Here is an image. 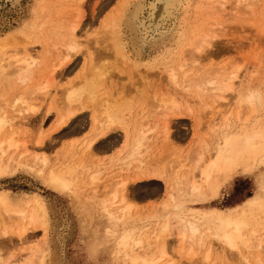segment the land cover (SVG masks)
Returning <instances> with one entry per match:
<instances>
[{
    "label": "rangeland",
    "instance_id": "1",
    "mask_svg": "<svg viewBox=\"0 0 264 264\" xmlns=\"http://www.w3.org/2000/svg\"><path fill=\"white\" fill-rule=\"evenodd\" d=\"M132 1L133 0H131V2ZM217 1H219L218 3H222L223 7H221V9L219 8L220 11L215 12L214 8L217 7L216 5L218 4ZM126 2H128V0H64V1L63 0L61 1L60 0H0V44L3 47L0 48V55L2 56L6 54L4 56L10 57L17 52L16 51L17 49L19 50L21 49L23 53L26 52L25 53L26 55L28 54L29 51H30L29 53L35 55V57L37 55L36 57L37 65L33 69L32 75L30 76V80H29L30 83L19 85V84H15L11 79L7 78L8 79L7 80L5 77L4 79L3 76H0V107H1L0 115H3V113H5L6 118L10 117L14 120L13 121L11 119L10 121H8L10 122L9 124H11L8 127V130H11L13 132L16 131L17 132L16 135L19 138L15 136L16 137L15 139L18 141L17 142L18 144L21 142L19 144V146L20 145L21 146L18 147L17 150L16 149L11 150L6 156V157L9 156L11 157L12 153L16 152L13 154L14 156L13 161H10L9 168L7 169L6 173L3 176H0V193L1 192L7 193L8 198L13 203L16 204L18 203L19 205H23V206L25 205L24 207L26 208H28L33 201H37L38 203L40 202L44 210L45 211L47 210L45 212V218H46V223L48 222L46 230L44 232L42 229L39 230L36 229L35 233H33L34 232L33 230V232L27 234V238L29 235V237H31L29 238L31 241L29 240L30 241L29 242L27 240V243L25 242L24 245L20 243L18 237H16L14 233H12L11 235H7V237L6 236L0 237V240L5 244L4 246V244L0 243L2 244V247L0 245L1 247L0 254H3L1 255L3 256L2 261L6 262L16 256L18 257V254L19 256H23L27 258L30 254L29 252L30 250H34L36 247H39L42 248L43 250L46 249L43 259V264H128V261L124 255V251H122L121 249H120L121 253H119V255H117L116 253L114 255L109 250L96 249L94 247V245L96 244V240L99 241V238L101 236L103 237L105 236L107 239H110L111 235L127 233L128 238H130L128 240L129 245L132 246L131 248L136 253L138 252L137 255L139 256L143 255L144 252H146V248L148 247V245L152 243L151 246L153 249L150 254L148 253V256H151L154 253L155 254L154 258L161 257V260L157 261L155 264H162V263L164 264V261L167 260L172 262L173 259H174L173 264L175 263L174 262L175 260L177 264H210V263L243 264L242 261H239L241 260L239 259L240 256L244 258L246 257L251 264H255L253 260L260 257L261 262H263L264 264V254H258V250L256 247L258 246L257 243H259V241H262L264 238V215H263L264 208L262 210H259L256 204L260 200L261 201L262 199L264 200V160L256 163H249V166L246 165L245 166L246 168L244 167L245 169L239 168L235 175H232L230 178L221 181V184L218 189V194L213 199H209L207 197L205 201L203 200L200 201L196 200L197 202L192 201L191 198H189L186 195V189L184 188V186L186 185L185 181L182 180V183L184 185L182 183H180L179 185L175 184L174 187L177 188V189L175 188L176 190L174 189L175 191H173L175 192V196L176 194L179 193L183 194V195L179 194L176 196V200L180 199L178 200L179 202L176 203L178 204L182 203L184 212L187 211L191 212L193 210L194 211L197 210L202 213L208 214L210 211H215L230 216H236L243 211V214L244 215L246 214L245 217L248 218L250 222L249 223L250 226L246 229V231H244V234H247L246 236L247 238H249V248L247 247L249 250L247 251V249L246 250L244 249L245 250L244 251L243 248L245 247L240 246L238 249L237 258H234L236 257L234 256V254H236L235 252H233L234 254H232L233 255L232 256L230 255L229 251L225 250L223 247L220 248V246L217 245V242L216 243L213 242L214 240L212 241V237L209 236L208 232H206V235L204 237L205 245L200 252V256H197V254H195L196 257L194 259L196 260H193L192 263L187 262V258H185L186 256L183 257V253L185 255L186 252L185 248L184 250L179 249V244H177L176 236L174 235L176 234V230H175V225H173L174 223V220H172L173 217L171 216H173V212H175V210L172 208L173 205L168 207L169 197L167 194H170V192L168 188H165V185L167 181L169 183L171 182L172 185L173 182L171 181L172 180L171 177L169 178V175L171 174V172H169L170 166L168 167V169L166 168L168 166L169 159L172 158L174 159V157L176 159L177 153H178L177 157L180 160L182 159L181 161H183L185 159V156L191 152L193 147L196 148V144L197 143L199 144L200 140L202 139L209 144V148L206 151L207 152L206 157L209 158L210 155L213 154L212 152L214 147L213 145L215 142L216 135L218 133L216 131L212 133L209 129L220 126L221 122L223 123L224 117L228 116L231 113V111H235L234 103L233 101H231L229 105H226V103H228L229 101V95H228L227 101H220V100L216 101L214 99L210 100L209 98L204 97L200 100L198 99L199 100L198 103L200 102L198 104L196 103L197 98H195L197 96L196 93L191 92L190 94L189 92V94L187 93L188 96L182 93V95H185V97L187 96L186 99L185 97L183 98L181 93H179L178 95L176 94L177 96L175 95V97L176 99H178L177 101H179L178 102L180 105L179 107H181V109H179L178 111H182V112L178 114L179 112H177V110L172 111V113L178 117H173V116L172 118L169 117L170 119L168 118L167 121L168 123H167L165 120H163L166 119L167 117L165 118L163 117V119H161L162 114L165 111L164 110L162 114L160 113L162 111L161 110L162 107L160 108V110L158 109L160 111L159 112L160 114L158 116L157 114L154 113H153L154 115H151L153 110L155 112L157 111L155 109L160 107V105L157 106V104H155L156 103L155 101L159 100V99H155L157 98L156 96L157 94L159 95L161 94V96L163 95L167 97L168 95L175 93V92L171 93L170 90L168 91L165 90L166 84H164L165 85L164 86L162 83L164 82V80L162 79L164 78L163 73L161 72L160 69L151 67L148 64L144 63V59L146 58L145 54L141 55V57L137 59L140 62H138L136 59L135 60L132 59V56L130 54H128V58H122L120 54L117 53L115 54L111 50L112 42L109 40L110 39L109 35L106 33L108 31H103L105 35H108V37L107 36L104 37L105 39L102 37L104 36L103 33L101 34V36L98 35L103 30V27L101 25H103L104 23L103 26H107L109 17H111L117 11L122 10L121 9L122 7L120 6L122 4L125 5ZM223 2L226 3L225 4L226 6L224 5ZM206 3L207 4L204 5L206 9L205 11L209 13V15L206 13L203 16L200 22V24L201 23L202 24L201 25L198 24L200 26V29H196L195 34H197L198 31L201 32V31L209 30L210 28L207 29V26L210 27L215 26L216 31L219 30L220 27H222L221 26L222 24L219 26L218 22L219 21H221V23L222 21L227 22V20L224 19L225 17L227 19L231 18L230 19L231 22L228 20V24L224 25L225 23H223V26L226 27V28L224 27V30L226 31L224 32L222 28L223 31L222 34L219 37H217L216 40L214 39L215 40L214 48L210 50L211 52L205 53L206 55H204V57L202 56V60L198 59V62L199 63L201 62L203 67L207 68L208 66L210 70L213 67L218 68L220 66L225 65L229 68H234V66L237 65L239 66V67L236 66L237 69L240 68V70L238 69L240 74L239 79L241 81L243 80L244 82L246 80H249L250 73L252 75V73H255L256 71L259 72V83H258L260 87L259 92L261 93L263 98V101L261 105H259L257 113L255 114V118H259L258 119L259 122L257 123V119L251 118L248 125L249 128L251 129L253 123L255 125L260 124L261 129L263 130L264 127V32L262 30L264 27V17L262 18L263 16L262 14H264V11H262L261 13L258 9L260 7L261 10H264V0H259L258 5L257 6L254 5V7L250 9V11H252V14H249L248 16L246 15V12L248 13L249 10L247 11V9H242L243 7L241 8L238 4L240 10L241 9L246 10L245 16L242 17V19L240 17H237L238 14L242 16V13L241 11L238 10L237 6H234L233 4L234 2L232 0H227V1L215 0V3L214 1L212 3L209 2ZM231 3L232 6L230 5ZM233 8H237L238 12H236L237 10L235 11V9L232 10ZM230 10L234 15L237 13L235 17L236 20L233 19L234 15H229L231 14ZM191 11L192 12L190 14V17L193 16V8H191ZM227 12L230 13L228 14ZM224 14H228V15L224 16ZM253 14H254L253 16L254 20L249 17L250 15L252 16ZM259 14L261 15V17H259L260 16ZM246 17L251 20L250 23L248 22L249 21L248 19L246 22L242 21V20H246ZM206 19L209 20L207 21ZM252 21H253V25L255 24L254 27L251 26ZM236 22L237 23L242 22V23L237 24ZM72 23L79 24L78 25L79 27L76 32V40L78 41L79 47L77 53L74 55L73 58H71L70 63L64 65L63 63H61L62 62L61 57H63L65 52V49L63 48L65 47L64 45L67 42L68 30L70 25H72ZM208 23L211 24L209 25ZM245 23H247V25ZM195 27L196 24L191 21V24L187 31L188 38H192V32L194 31ZM104 30H107V27H104ZM12 35H14L15 37L13 36L14 37L13 38ZM98 36L102 38L99 37V40L96 39ZM25 38H27V40H25ZM107 38L109 42H107L106 40ZM96 40H98V42ZM100 40L104 42L101 43ZM107 44L110 45L106 46ZM99 45H100V49L107 48L108 51L104 49V51L102 50V54H98L101 52V50H99ZM102 45L105 47L102 48L101 47ZM186 45L187 44L179 45L175 49V52L168 60L169 66H176L177 63L178 64L180 63L179 61H181L182 64H184L183 61L185 60L188 54L186 53L185 58L183 57V55L180 56V54L182 49L184 50V48H188V45L187 46ZM56 46L59 48V50H61L63 55L59 54L60 51H57ZM59 46L62 47L64 52ZM258 48L260 51H258ZM94 51L96 52L94 53ZM106 52L108 53V55ZM110 52L114 53L115 58L114 57L112 58L113 55L110 56L112 60H110L111 59L110 57L107 58V56L110 55L109 54ZM91 54L93 57L91 56ZM205 56H207V58ZM89 57L90 58L92 57L94 62H91L92 59L90 60ZM188 57L189 58H186V60L190 59V56ZM107 59L109 61H107ZM121 60L123 63L121 62ZM252 60L254 62H252ZM202 61L204 62L202 63ZM213 62H214V66L212 65ZM60 63L61 65H59ZM89 63L93 65L95 64L94 66L95 69H93V65H92L93 70H91V65ZM96 63L99 66L104 65L106 68L104 66L96 68ZM131 63L132 65H130ZM153 64L156 63L153 62ZM88 65L90 67L89 72L87 71ZM100 68L103 70L105 69V71L103 70L100 71L99 70ZM146 68L150 72V74L146 70ZM94 70L99 72L103 77L100 78V85L96 90V96L95 98H93L94 101L92 99H87L86 97H84L81 100V104L76 105L75 103H72L69 108L71 111H76L75 112L76 115L73 117L74 120L71 121L70 123L68 122L67 126L63 129H60L56 134L48 135L49 134L48 129L51 126V124L54 122V120H56L58 115L65 114V111L62 110L63 108L62 107L60 108V106H62L61 104H59L60 106L58 111L57 98L60 99L64 89H67L68 87L72 86L74 84L73 82L76 83L78 80L79 81L78 83H80L82 75H84L85 73L88 74L91 71L93 72ZM144 71L148 73V76L147 73H145ZM102 72L104 73V75ZM247 72L250 73L247 74ZM141 74L142 76H140ZM155 74H157L158 76L156 75L152 77V75ZM257 75H255V77ZM254 78L253 80H255ZM239 79L236 81V88H239L238 86ZM90 81L92 82V79L87 80L88 83H90ZM143 81L147 82L148 85L145 84ZM153 82L155 83L154 85H152ZM94 83L92 85H89L88 87L92 88ZM38 84H39V87L37 86L38 89L40 88V86L44 87L45 91L43 90V93H41L42 91H37L38 89H35L37 88L36 85ZM146 85L147 88L145 87ZM132 86L135 89H133ZM152 87L154 89H152ZM155 88L156 89L160 88L163 91V93H161L162 92L161 90H159L160 92H157L158 89L156 90ZM236 88L235 91L237 90ZM26 89H31L32 92L34 93L36 92L37 94L35 93L34 96L33 93L31 96L34 97H30V99L34 98L33 101L29 100L30 105L32 104L33 106L32 108H34V110L29 112V115L25 114V112H20L21 116L24 118L23 119L20 118L19 116L20 114L18 113L19 111H17L15 108H13L15 113L11 111H13L12 107L18 106L16 105L17 101H14L16 104L12 103L13 98L15 100L17 97H19L20 94H22V91ZM116 90L118 91L120 90L124 92V93L122 92L123 93L122 94L119 93L120 91L119 92L117 91L120 95L124 96L122 97L127 101V106H129V111L127 112V115H125L126 123L132 128L134 127V129L135 127L138 128V126L144 127L146 128L145 132L149 130L152 131V129H155L152 131L153 132L152 134H150L149 132L148 136L150 137V140L148 141L147 139L146 140L147 142L146 141L144 142V147L141 150V152H145L144 150L147 151L146 154L142 153L144 155L142 156L143 159L142 162L144 164L142 163L141 166H139L140 171L147 173L156 172V173H160L161 176L163 174L162 178L158 180L139 179L135 182V184H133L134 189H132V194L130 193V191H128L129 194L131 195H128L127 196L128 199H126L127 202H131L130 203L131 206L132 204L135 206V207L132 206L130 211L131 219L128 218L122 222H118V225L104 223L101 219L97 217L95 212L87 211L86 209L87 202L85 199V197L89 194L88 193L89 190H90L89 192H91L95 187L97 188L100 187L99 189L96 190L94 189V190L95 192L99 190L97 193L99 192L101 193V189L103 191V189L105 188L104 185L105 183L107 185L108 183L113 182L115 179L116 180L123 179L129 176L130 174L135 173L134 170L137 168L136 166H138V165H133L127 168L125 161H123L124 164L122 162L119 163L118 161H116V160L121 161V159H124V157H126L124 156L126 150H123V152L120 151L121 154L119 152V150H122L121 146L123 147L124 140L122 139L121 135L118 134L119 132H116L118 131L117 129L115 131L113 130L112 132H110L111 137L112 139H114V141L109 144L103 143L101 145L109 148L112 147L117 150H94L96 148L95 146L94 149L93 147L92 149L90 148L91 146L90 142L93 141L94 134H96L95 130H93V123H91L92 119L90 116L93 113V111L96 112V108H98L97 106L99 107L101 106V101L102 104L104 105V101L106 103L110 97H115L116 96L115 93H117ZM127 91L129 92L128 95L130 94L129 96H127L126 93ZM138 91H140V93ZM148 91L149 92L151 91L152 94L151 96L152 99H150V101L149 98L146 99L147 97L150 96V93ZM154 92L156 93L155 95ZM17 93L18 95L16 97L15 95ZM234 95L235 94H233V96ZM101 98L103 100H100ZM183 99L184 102L182 101ZM6 101L9 102L6 103ZM97 101L100 103V105L96 103ZM148 101L150 103L152 101L153 106H151L152 104H150ZM49 104H51L52 106L50 108L51 110L48 109L49 111L47 112L46 111L47 108L50 107ZM73 104H75L76 107H74ZM149 104L152 110H150ZM154 104L157 106V108H154ZM80 106L81 108L77 110ZM147 106L149 109L147 108ZM98 110L96 113L99 114L100 110L99 111ZM146 110L149 111L151 114L148 115L147 113L149 112H147ZM242 110L240 113L241 116L240 118L244 119V117L247 115L248 110L247 111L245 109ZM16 111L18 116L15 115ZM20 111H24V110H20ZM140 112L143 113L145 112L146 117L143 113ZM22 114H24V116ZM181 114L182 116H179ZM12 115H15L14 118L12 117ZM143 117L144 119L145 118L147 119L144 120ZM157 117L158 118L160 117L159 119L161 120V122ZM19 118L23 120H20ZM229 120L233 130L237 129L238 125H240L239 123L237 124L235 122L234 117L232 116L229 118ZM164 122H166L165 127L166 124L167 127L168 126L169 128L171 127L170 128L171 131L169 132V134L171 133V135H169L170 138L163 137L164 130L163 131L161 130L163 127L162 124H164ZM133 124L136 125L134 126ZM41 135H43L42 136L43 138H41ZM204 135L207 136L209 135V137L206 136L204 137ZM165 138L167 139L165 140ZM39 139L41 142H39ZM70 142H74V143H70ZM70 145L73 148H70ZM89 148L91 150H89ZM108 153H110V155ZM19 154H23V155L21 156V158L19 157L18 159ZM170 154H173L171 155L172 156L171 158H170ZM34 155L37 156L38 160L35 159ZM42 156H44L43 159L44 158L45 160L47 159V162H45L46 164L44 165L43 163L44 166L39 161V159L40 160L42 159ZM115 156L118 157L112 158ZM110 159H112L111 162H109ZM180 160L178 161L174 160L173 162L174 164H176V162L179 163ZM171 162L172 161H170V164ZM26 164L28 166H26ZM30 165H32L33 168ZM133 168L135 169L133 170ZM167 170L170 173V174L168 173L169 175L166 173ZM69 173H71V176L69 175ZM50 174L62 175L64 179L69 182L68 188L65 190H61L59 188H55L51 186L48 183ZM97 175L99 177H96ZM81 182L83 184H80ZM71 183L73 185H71ZM262 185L263 187L261 188ZM81 192H83L85 196ZM251 201L255 206L252 207V209L250 208L251 206L250 204L252 203ZM262 206L264 207V201L262 202ZM133 207H134V211H133ZM249 214L251 217L249 216ZM165 217L166 219H164ZM252 219L254 220L253 222ZM170 220L172 222H170ZM165 221H169L171 227L169 230V234L166 236L164 251L163 253H158V251L156 250L155 235H158V231L160 228L159 226H161L162 223H164ZM17 223L18 226H20L19 220H17ZM203 223L204 222H202L201 225H203ZM13 224L17 225L12 220L8 223V226L11 225L9 227H12V230H15V226ZM22 224H24V222ZM202 227H203L202 229L206 231L207 226L203 225ZM31 234L33 235V237L31 236ZM3 238L4 239L6 238V240H9V238L11 239L9 241H6L8 242L6 243ZM138 240L141 241L140 246H133L134 243ZM18 244H21L22 246ZM190 247L191 249L195 248V250H193L194 251L193 253H197V247L194 246L193 247L190 246ZM15 249L16 250L18 249V251L16 252ZM223 249L225 250L224 252H222ZM250 250H252V252L254 253H251ZM207 251H210L211 256H209L210 258L206 263L203 262L202 257L204 253L206 254ZM246 251L249 253V255H246ZM226 253L228 254V256ZM162 254L165 255L162 256ZM215 260H217L218 262Z\"/></svg>",
    "mask_w": 264,
    "mask_h": 264
},
{
    "label": "bare ground",
    "instance_id": "2",
    "mask_svg": "<svg viewBox=\"0 0 264 264\" xmlns=\"http://www.w3.org/2000/svg\"><path fill=\"white\" fill-rule=\"evenodd\" d=\"M213 1L215 3V0H133L132 2H131V0L130 1L128 0V2L125 3V5L122 4L120 6V7H122L121 8L122 10H119L117 12L115 11L116 12L115 14H113L112 16L110 15L111 17H109V19H108L107 26H103L104 23H103V25H101L103 27V30L100 32V34H98L101 36L102 33L104 34L103 31H108L106 33L109 35V38H110L109 40L112 42L111 50L115 54L116 53L120 54L122 58H128V54H130L132 56V59L137 60L138 58L141 57V55L145 54L146 58L144 59V63L148 64L151 67L160 69L161 72L163 73L164 78H162V79L164 80V82H162V83H163V85L166 84V86L164 85L166 87L165 90H167V91L170 90L171 93L175 92L173 94H170L171 96L168 95L167 97L163 96V95H162L163 96L162 97L161 94L160 95L157 94L156 95L157 98H155V99H159L157 101L160 104L157 101H155L156 102L155 104H157V106L160 105V107L157 108V106L154 104V108H157V109H155L157 111L154 112V110H153L152 114H151L149 111L146 110L147 112H149V113H147L148 115L149 114H151V115L157 114V116H158L160 113L162 114L163 111L165 110L164 113L162 114V117L161 116L160 117H161V119H163V117L164 118L167 117L166 119H163L166 122L168 121L169 117L170 118H172V116L178 117L175 114H173L172 111L177 110V112H179L178 114H180L182 112V111H178L179 109H181V107H179L180 106L178 103L179 101H177L178 99H176V97H175V95L176 94L178 95L179 93H181V95H182V93L187 95V93L189 94V92H190V94H191V92L196 93V95H197L195 97V98H197L196 103H198V101L204 97H207L210 100L214 99L216 101L217 100L227 101V97L229 95V101H228V103H226V105H229L231 103V101H233V103H234V110L235 111H231V113L228 116H225L223 119V123L221 122L220 126L213 127L212 129H209L212 133H214V131L218 132L217 135L215 134L216 138H215V142L213 145L214 146L213 151H212L213 154L210 155V153H209V155H210L209 158L206 157V154H207L206 151L209 148V144L205 140L202 139V140H200V142L198 141L199 144L198 143L196 144V148L193 147L191 152L185 156V159L183 161H181L182 159L180 160L177 157V154H178L177 153L176 159H175V157H174V159L173 158L169 159L168 166L166 168V169H168V167L170 166L169 172H171V174L168 172V170L166 173L170 174V175L168 174L169 178L171 177V179H172L171 181L173 182V185H172L171 182L169 183L167 181L165 188H168V190L170 192V194H167L169 197L168 207L173 205L172 208L175 210V212H173V216H171V217H173V219H172V220H174L173 225H175V230H176V234H174V235L176 236L177 244H179V249L184 250V248H185L186 252H185V255L183 253V257L186 256L185 258H187V262H189V263L190 262L192 263L193 260H196V259H194L196 257L195 254H197V256H200V252L205 245L204 237L206 235V232H208L209 236L212 237V241L214 240L213 242H215V243L217 242V245L220 246V248L223 247L225 250L229 251L230 255L234 254L233 252H235L236 254H234V256H236V257H234V258L238 257L237 254H238V249L240 246H244L245 248H243V250L247 249V251H248L249 250L248 249L249 248V238H247V236H246L247 234H244V231H246V229L250 226L249 225L250 222H249V219L245 217L246 214L245 215L243 214V211L236 216H230V215H226V214H223L220 212H215V211H210L208 214L202 213V212L197 211V210L196 211L193 210L191 212H188V211L184 212L183 211L184 208L182 207V203H179V204L176 203V202H179L178 200H180V199L176 200V196L179 194H181V195H183V194L177 192L179 194H176V196H175V192H173L177 189L176 187H174L175 184L179 185L180 183H182V180H184L186 183V185L184 186V188L186 189V195L189 198H191L192 201H196V200L205 201L207 197L209 199H213L218 194V189H219V186L221 184V181L230 178L232 175H235L239 168L245 169L246 168L245 166L246 165L249 166V163H256V162H260V161L264 160V127L262 130L260 124L255 125L252 122L253 125L250 129L249 125H248L250 122V119L255 118V114L257 113L258 107H259V105H261V103L263 101L262 95L259 92L260 87L258 85V83H259V72L256 71L255 73H252V75L250 72H247V74L250 73V75H249L250 77H249V80H246L244 82L243 80L241 81L239 79L240 78V74H239L240 68H238L239 69L238 70L237 67H239V66H237V65H235L234 68H229V67L224 65V66H220L218 68L213 67L210 70L208 68V66H207V68L203 67L201 62L200 63L198 62V59L202 60V56L204 57V55H206L205 53L211 52L210 50H212V48H214V45H215L214 43H215V40L217 39V37H219L223 31L224 32L226 31V30H224L225 26H223V23H225L224 25H226V24H228V20L230 21V19H231V18L227 19L225 17L224 19H226L227 22L222 21V23H221V21H219L220 23L218 22V25L220 26L222 24L221 25L222 27H220V29L217 31H216L215 26H213V27L207 26V29L210 28L209 30L201 31V32L198 31V33L195 34L196 29H200V26L198 24H200L201 19L207 13L205 11L206 9H205L204 5L207 4L206 2L212 3ZM221 1H225V0H221ZM232 1L234 2L233 3L234 6L238 7V4H239V6L241 8L243 7L242 9H247V11L249 10L248 13L246 12L247 16L249 14H252V11H250V9L253 8L254 5L257 6L258 2H259V0H232ZM218 2L219 1H217V3ZM63 3H65V2H63ZM225 4L226 3H224V5ZM216 5H217V7L214 6L215 7L214 9H215V12H218V11H220L221 7H223V4L218 3ZM230 5L232 6V3ZM256 6H255V8H256ZM240 7H238V10L241 11L242 16L239 14L237 15V13L235 15L232 14L231 10H230L231 14H229L230 12H227V13L229 15H234L233 19H235L236 15H237V17H240L242 19V17L245 16L246 10H242V9L240 10ZM191 8H193V16L190 17V14L192 12ZM211 8H212V6H211ZM234 9H235V11L237 10V8H233L232 10H234ZM238 10L236 12H238ZM258 10L261 13H262V11H264V10H261L260 7ZM242 11L244 12V14ZM207 14L209 15V13H207ZM228 14H224V16L228 15ZM262 15H263L262 16V18H263L264 14H262ZM253 16H254V14L252 16L250 15L249 17L251 19H253ZM259 17H261V15ZM247 19L248 18L246 17V20H242V21L246 22ZM240 20H238V21H240ZM248 20H249L248 22L250 23L251 20L250 19H248ZM106 21H107V19H106ZM191 21L196 24V27L194 28V31L192 32V38H188L187 37V31H188V28L191 24ZM78 23H72V25H70V27H69L68 38L65 37V38H67V42L66 43L64 42L65 47L63 48V49H65V52L62 49L63 46L62 45H61L62 47L59 46L62 49V51L64 52V55L61 52V50H59V48L56 46L57 51H60L59 54L63 55V57H64V58L61 57L62 58L61 63H63L64 65L70 63L71 58H73L74 55L78 51V47H79L78 45L79 44H78V41L76 40V32H77V29L79 27ZM238 23H242V22H238ZM247 23H245V24L247 25ZM66 26H67V24H66ZM248 26H249V24H248ZM251 26H253V27L255 26V24L253 25V21H252ZM104 27H107V30H104ZM258 27H259V25H258ZM222 28H223V31H222ZM262 31L264 32V27H263ZM44 33H45V31H44ZM108 35L104 34V36H102V37L103 38L105 36L108 37ZM13 36L14 35H12V37ZM100 36H98L96 39L99 40ZM102 37H100V38H102ZM9 39H10V37H9ZM25 40H27V38H25ZM98 40H96V41L98 42ZM106 40H107V42H109L108 38ZM100 42L102 43L104 41L100 40ZM58 43H59V41H58ZM182 44H187L188 48H184V50L182 49L180 56L183 55V57L185 58V55L187 53L188 55L186 58H189L188 56H190V59L186 60V58H185V60L183 61L184 64H182V62L179 61L180 63L179 64L177 63L176 66H169L168 60L170 59V57L175 52V49L179 45H182ZM104 45H105V43H104ZM108 45H110V44H107L106 46H108ZM7 46H5V47H7ZM101 47L103 48L105 46L102 45ZM0 48H3L1 44H0ZM104 49L107 50V48L100 49V45H99V50H101V52L98 54H102V50L104 51ZM1 50H3V49H1ZM20 50L17 49L16 50L17 52L15 51L16 53H14L10 57L4 56L6 54H4L2 56L0 55V76H3V78L5 77L6 79L7 78L11 79L15 84H19V85L21 84L22 85V84L30 83L29 82L30 76L32 75L33 69L37 65V58H36L37 55L35 57V55H32L29 53L30 51L29 52L27 51L28 54L26 55L25 54L26 52L23 53L22 50L21 51ZM146 50H148V51H146ZM96 51H97V49H96ZM96 51H94V53ZM258 51H260L259 48H258ZM106 53H103V54H106ZM112 53L110 52L109 53L110 55L107 56V58H109L111 55H113L112 56V58H113L114 53L113 54ZM60 55H59V58H60ZM107 55H108V53H107ZM91 56H92V54H91ZM92 57L91 58L89 57L90 60L92 59ZM104 57H106V56H104ZM205 57L207 58V56H205ZM112 58L110 60H112ZM92 60H91V62H94V60L93 61ZM107 61H109V60L107 59ZM121 62H122V60H121ZM138 62H140V61H138ZM153 62H155L156 64H153ZM186 62H187V64H186ZM203 62L204 61H202V63ZM228 62H230V61H228ZM252 62H254V61L252 60ZM61 63L59 65H61ZM90 65H91V70L95 69L94 68L95 64L94 65L90 64ZM92 65H93V69H92ZM97 65L98 64L96 63V68L104 66V65H100V66L99 65L97 66ZM130 65H132V63ZM212 65L214 66V62ZM226 65H228V64H226ZM230 65H231V63H230ZM57 67H58V65H57ZM59 67H61V66H59ZM87 67H88L87 71L89 72L90 71L89 65ZM188 67H190V68H188ZM99 70L101 71L103 69L100 68ZM146 70H147V68H146ZM95 71L96 70H94L93 72L91 71L90 73H88L89 75L87 73H85L84 75L81 76V80H80L81 82L80 83H78L79 81L77 80L76 83L73 82L74 84L72 86L68 87L67 89H64L63 92L61 91L62 92V95L60 94L61 98L60 97H59L60 99L57 98V101H58L57 107H58V111H59V106H60L59 104H61L62 106H60V108L61 107L63 108L62 110L65 111V114H59V115L57 114L58 117L56 118V120H54V122L51 124V126L48 129V132H49V134L47 133L48 135L56 134L60 129L65 128L67 126L68 122L70 123L71 121L74 120L73 117L76 115V113H75L76 111H71L69 108L72 103L79 105V104H81V100L84 97H86L87 99H92V100H93V98H95L96 90L100 85V78H103L99 72H97V71L95 72ZM103 71H105V69ZM145 73H147V72H145ZM162 73H161V75H162ZM86 74H87V76H86ZM105 74H106V72H105ZM149 74H150V72H149ZM103 75H104V73H103ZM156 75L157 74L152 75V77H154ZM255 75H257L256 76L257 78L255 77ZM140 76H142V74ZM147 76H148V73H147ZM145 77H144V79H145ZM253 78L255 80H253ZM88 79H90V80L92 79V82L90 81V83H88L87 82ZM147 79H148V77H147ZM238 79H239V82H238L239 88H236V81ZM145 81H146V79H145ZM93 83H94V85L92 86V88H89L88 86L92 85ZM144 83L148 85L147 82H144ZM15 84H13V85H15ZM75 84H77V85H75ZM154 84L155 83L153 82L152 85H154ZM147 85L145 86L146 88H147ZM37 86L39 87V84L36 85V87ZM38 87L35 89H38ZM157 87H159V86H157ZM40 88L37 91H42L41 93H43L44 87L40 86ZM235 88L237 89L236 91H235ZM35 89H32V90H35ZM133 89H135V88L133 87ZM152 89H154V88L152 87ZM157 89H158L157 92H160L159 90H161V89L160 88H157ZM117 91L118 90H116V92ZM132 91H134V90H132ZM151 91H153V90H151ZM151 91L150 92L148 91L150 93V96L148 95L149 97L146 98V99L149 98V101H150V99H152ZM122 92L123 91H120L119 93H122ZM134 92H136V91H134ZM138 92L140 93V91H138ZM33 93L34 92H32L31 89H26V90L22 91V94H20L19 97H17L18 93L15 95L17 97L16 98L17 100L16 99L14 100V98H13V102H12L13 104L15 103L14 101H17V104L15 103L16 105H18V106L25 105L23 107L22 106L12 107V109L15 108L17 111H19L18 113L20 114L19 115L20 118H23L21 116L20 112H25V114L29 115V112L34 110V108H32L33 107L32 104L30 105V101L31 100L33 101V99H34V98L30 99V97H34L36 92L34 93V96H31ZM117 93H115L116 96L120 95L119 93L118 94ZM126 93H127V96L130 95V94L128 95V93H129L128 91ZM161 93H163V91ZM155 94L156 93L154 92V95ZM233 94H235V95L233 96ZM185 95H182L183 98L185 97ZM116 96L110 97L106 103L104 101V105L102 104V101H101L102 109H101V106L100 107L97 106L100 110V113L99 114L96 113L98 110V108H96V112L93 111V113L91 114V116H90L92 119L91 123H93V130H95L96 134H94V139L92 142H90L91 144L89 143L91 145L90 148L92 149V147H93V149H94L95 147L96 148L100 147L103 143L109 144V143L113 142L114 139H112L110 132H112L113 130L115 131L117 129L118 131H116V132H119L118 134H120L122 139L124 140L123 147L121 146L122 150H119V152L120 151L123 152V150H126L127 155L125 153L124 156H126V157L122 156V157H124V159H121V161L120 160H116V161H118L119 163L120 162L123 163V161H125L127 168L131 167L133 165H138V166H136L137 167L136 169L133 168V170L135 169L134 170L135 173H132L127 177L124 176L125 178H123V179H119L120 178L119 177L118 178L119 180L115 179L113 182H110L107 185L105 183L104 184L105 188L103 189V191L101 189V193L100 192L97 193L99 190H97V192H95V190L99 189L100 187H98V188L95 187L94 188L95 190L93 189L91 191L92 193L89 192L90 191L89 190L88 191L89 194L86 193L88 195L85 197V199L87 202V204H86L87 211L95 212L97 217L99 219H101L104 223L117 224L118 225V222H122L128 218L131 219L130 211H131L132 206H134V205L132 204V206H131V204H130L131 202H127L126 199H128L127 198L128 195L132 194V189H134L133 184H135V182L139 179H146V180H150V179L156 180L157 179L158 180V179L162 178L163 174L161 176L160 173H156V172H148L147 173V172L140 171L139 166H141V164L143 163L142 162V160H143L142 156H144L143 154H146V151H147V150H144L145 152H141V150L144 147V142L147 139H148V141L150 140V137L148 136L149 132H150V134H152L153 133L152 131L155 129H152V131H150L148 129L149 131L145 132L146 128H144V127L138 126V128L135 127V129H134V127L132 128L131 126H129L125 121V115H127V112L129 111V106H127V101L123 98L124 97L123 95H120L117 97ZM138 96H139V94H138ZM189 96H191V95H189ZM56 97H58V96H56ZM105 97H106V95H105ZM186 97H185V99H186ZM136 99H138V98H136ZM92 100H91V102H92ZM100 100H103V99L101 98ZM153 100H154V98H153ZM182 101L184 102V99ZM8 102L6 101V103H8ZM19 103H20V105H19ZM96 103L100 105V103L98 101ZM75 104H73L74 107H76ZM150 104H152V101ZM150 104H149V106H150ZM215 104H213V105H215ZM49 105H50V107L47 108V110H46L47 112L49 111L48 109H50L52 106L51 104H49ZM207 105H206V107H207ZM151 106H153V104ZM151 106H150V110H152ZM141 107H142V105H141ZM197 107H198V105H197ZM80 108H81V106L77 110H79ZM147 108H148V106H147ZM160 108L162 110L161 112L159 111ZM204 109H205V107H204ZM242 109H245L246 111L248 110L247 115L245 114L246 116L245 117L243 116L244 119L240 118L241 117L240 113H241ZM20 110H24V111H20ZM17 111L15 114L16 116H18ZM11 112L15 113L14 109ZM156 112H158V113H156ZM187 112H188V110H187ZM140 113H143V112H140ZM143 114L146 117V113L144 112ZM182 114L179 116H182ZM15 115H12V117L14 118ZM22 115L24 116V114H22ZM231 116L234 117V120L237 124L238 123L240 124V125H238V128L235 130L232 129V126H231V123L229 120V118ZM149 117H151V116H149ZM7 118L5 117V113H3V115H0V176H3L6 173L7 169L9 168L10 161H13V157H14L13 154L16 152H13L11 157L10 156L6 157L7 154L11 150H15V149L17 150L18 147L21 146V145L19 146V144L21 142L18 144L17 143L18 141L15 139L17 137V135H16L17 132L16 131L13 132L11 130H8V127L11 125V124H9L10 122H8V121H10L12 118L9 117L8 120H7ZM17 119H18V117H17ZM23 119H20V120H23ZM143 119H144V117H143ZM145 119H147V118H145ZM255 119H257V123H258L259 118H255ZM20 120H17V121H20ZM169 121H171V120H169ZM160 122H161V120H160ZM166 122H164V124H162L163 127H162L161 131L164 130L163 131V134H164L163 137H169V135H171V133L169 134V132L171 131L170 130L171 127L170 128H169V126L167 127V124L165 127ZM133 125L135 126L136 124H133ZM145 127H147V126H145ZM160 129H161V127H160ZM159 132H160V130H159ZM18 135H19V133H18ZM43 135H41V138H43L42 137ZM205 136L209 137V135L208 136L204 135V137ZM17 138H19V137H17ZM200 138H201V136H200ZM166 139L167 138H165V140ZM42 140H44V139H42ZM39 142H41L40 139H39ZM70 143H74V142H70ZM39 144H41V143H39ZM22 146H24V145H22ZM103 147H105V146H103ZM70 148H73V147H71V145H70ZM90 148H89V150H91ZM24 154H26V153H24ZM120 154H121V152H120ZM120 154H118V155H120ZM22 155L23 154H19L18 159H19V157L21 158ZM171 155H173V154H170V158L172 157ZM43 157L44 156H42V159H43ZM117 157L118 156H115L112 158H117ZM16 158H17V156H16ZM28 159H30V158H28ZM35 159L38 160L37 156H35ZM42 159L41 160L39 159V161L42 165H43V163L45 165L46 164L45 162H47V159L46 160H45V158L43 160ZM177 159L183 163H180V162L177 163L176 162V164H174L173 161L174 160L178 161ZM36 160H34V161H36ZM111 160L112 159H110L109 162H111ZM170 161H172L173 163L171 162V164H170ZM175 165H178V166H175ZM26 166H28V165L26 164ZM30 166H32V165H30ZM32 168H33V166H32ZM42 172H43V170H42ZM54 174H55V172H54ZM69 175L71 176V173H69ZM48 176H47V178H48ZM73 177H75V176H73ZM96 177H99V176L97 175ZM68 179H69V177H68ZM78 182H79V180H78ZM48 183L51 186H53L55 188H59L61 190H65L69 186V182L66 181L62 175H58V174H56V175L50 174ZM80 184H83V183L81 182ZM71 185H73V184L71 183ZM262 187H263V185L261 186V188ZM72 188H74V187H72ZM128 191H130L131 194H129ZM81 193H83V192H81ZM83 195L85 196L84 193H83ZM81 198H82V196H81ZM255 201H257V200H255ZM263 201L264 200L262 199V201L260 200L258 203H256L259 210H262L264 208L262 206ZM30 203H31V201H30ZM250 205H251L250 206L251 209H252V207H255L253 202ZM24 206L19 205L18 203L17 204L13 203L8 198L7 193H4V192L0 193V237H5V236L7 237V235H11L12 233H14L16 235V237H18L20 243L22 245H24L25 242L27 243V240L29 241L30 240L29 238H31V237H29V235L27 238V234H29L30 232H33V230H34L33 233H35L36 229H38V230L42 229L43 232L46 230L48 222L46 223L45 212L47 210L46 211L44 210V208L40 204V202L38 203L37 201H33L28 208H26ZM134 207H133V211H134ZM164 213H166V212H164ZM134 214H135V212H134ZM133 215H131V216H133ZM249 216H250V214H249ZM47 217H48V215H47ZM164 219H166V217ZM12 220L14 221V223L17 224V225L13 224L15 226V230H12V227H9L11 225L8 226V223ZM17 220H19L20 226H18ZM205 221H207V222H205ZM253 221L254 220L252 219V222ZM23 222H24V224H22ZM170 222H172V221L170 220ZM202 222H204L203 223L204 226H207L206 231L202 229L203 228L202 227L203 225H201ZM159 227H158L159 228L158 235H155V239H156L155 244H156V250L158 251V253H163L164 246L166 243V236L169 234L171 224L169 223V221H165ZM252 234H253V232H252ZM252 234H251V236H252ZM31 236L33 237L32 234H31ZM10 239L11 238H9V240ZM13 239H14V237H13ZM129 239L130 238H128L127 233L126 234L122 233V234L111 235L110 239H107L105 236L104 237L101 236L99 238V241L96 240V244L94 245V247L96 249L109 250L114 255H115V253L117 255H119V253H121V250H122V251H124V255L128 261V264H155L157 261L161 260V257L160 258H157V257L154 258V256H155L154 253H153V255L148 256V253L150 254L152 252V249H153L151 246L152 243H150L148 245V247L146 248V252H144L143 255L139 256V255H137L138 252L136 253L131 248L132 246L129 245V242H128ZM4 240H5V242L9 241V240H6V238ZM43 240H45V239H43ZM43 240H42V242H43ZM12 241H14V240H12ZM173 241H174V239H173ZM0 243L4 244V242H2V241ZM6 243H8V242H6ZM2 244H0L1 247H2ZM13 244H15V243H13ZM21 244H18V245H21ZM43 244H44V242H43ZM140 244H141V241L138 240L134 243L133 246H140ZM257 245L258 246H256V247L258 250V254H264V238L262 241H259V243H257ZM4 246H5V244H4ZM190 246L197 247V253H193L194 252L193 250H195V248L191 249ZM208 246H209V244H208ZM7 247H9V246H7ZM224 249H223V251L222 250L221 251L224 252L225 251ZM45 250H43L42 248L36 247L34 250L29 251L30 254L27 258H25L23 256H19V254H18V257L16 256L17 258L14 257V258L6 261V262L2 261L3 256H1V255H3V254H0V264H43ZM115 250H116V252H115ZM207 250H209V249H207ZM17 251H18V249L16 250V252ZM247 251H246V255H249V253ZM250 251H251V253H254V252H252V250H250ZM253 251H254V249H253ZM229 252H227V253H229ZM3 253H5V252H3ZM12 255H13V253H12ZM49 255H50V253H49ZM114 255H113V257H114ZM163 255H165V254H162V256ZM209 256H211L210 251H207L206 254L204 253V255L202 257L203 262L207 263V261L210 258ZM227 256H228V254H227ZM152 258H153V260H152ZM230 259H232V258H230ZM239 259H241V260H239ZM239 259H236V260L242 261L243 264H251L250 261H248V259L246 257L244 258V257L240 256ZM173 260H172V262L168 261V260H167L168 262L164 261V264H173ZM215 261H217V260H215ZM174 262H175L174 264H177L176 260ZM253 262L255 264H263V262H261L260 257L253 260ZM237 263H239V262H237ZM210 264H212V263H210Z\"/></svg>",
    "mask_w": 264,
    "mask_h": 264
},
{
    "label": "crops",
    "instance_id": "3",
    "mask_svg": "<svg viewBox=\"0 0 264 264\" xmlns=\"http://www.w3.org/2000/svg\"><path fill=\"white\" fill-rule=\"evenodd\" d=\"M94 150H117V149L100 146V147L95 148ZM108 154L110 155V153Z\"/></svg>",
    "mask_w": 264,
    "mask_h": 264
}]
</instances>
